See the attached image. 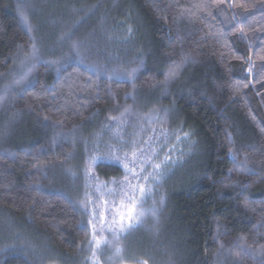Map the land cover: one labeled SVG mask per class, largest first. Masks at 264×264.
I'll return each mask as SVG.
<instances>
[{
	"label": "trees",
	"instance_id": "1",
	"mask_svg": "<svg viewBox=\"0 0 264 264\" xmlns=\"http://www.w3.org/2000/svg\"><path fill=\"white\" fill-rule=\"evenodd\" d=\"M0 264H264V0H0Z\"/></svg>",
	"mask_w": 264,
	"mask_h": 264
},
{
	"label": "rangeland",
	"instance_id": "2",
	"mask_svg": "<svg viewBox=\"0 0 264 264\" xmlns=\"http://www.w3.org/2000/svg\"><path fill=\"white\" fill-rule=\"evenodd\" d=\"M126 215H127L126 213H123L122 211H120L119 218H118L120 224L121 223L124 224V220L126 218ZM121 216L124 217L123 221H121ZM99 230H101V226L99 227ZM93 234H94V236H93L94 237V240L92 241V243L94 245V252H96V253H94L93 258H95L97 261L100 262V261H102L103 258L99 256L100 253H99V251L97 249L98 248L99 237H98V230H97L96 226L93 229Z\"/></svg>",
	"mask_w": 264,
	"mask_h": 264
},
{
	"label": "snow or ice",
	"instance_id": "3",
	"mask_svg": "<svg viewBox=\"0 0 264 264\" xmlns=\"http://www.w3.org/2000/svg\"><path fill=\"white\" fill-rule=\"evenodd\" d=\"M140 191L143 192V188H142V187L140 188ZM123 219H124V217L121 216V221H123ZM128 219H129V220L132 219L131 215L128 216ZM129 226H131V225H129ZM120 230H121V231H124V230H125V227H124L123 223H121V225H120ZM119 251H120V250L117 249V252H119Z\"/></svg>",
	"mask_w": 264,
	"mask_h": 264
}]
</instances>
